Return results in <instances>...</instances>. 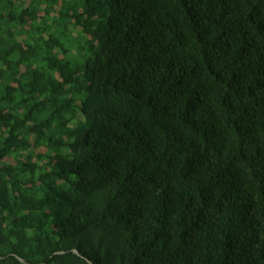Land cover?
<instances>
[{"label": "trees", "instance_id": "16d2710c", "mask_svg": "<svg viewBox=\"0 0 264 264\" xmlns=\"http://www.w3.org/2000/svg\"><path fill=\"white\" fill-rule=\"evenodd\" d=\"M0 256L264 264V0H0Z\"/></svg>", "mask_w": 264, "mask_h": 264}, {"label": "water", "instance_id": "95a60500", "mask_svg": "<svg viewBox=\"0 0 264 264\" xmlns=\"http://www.w3.org/2000/svg\"><path fill=\"white\" fill-rule=\"evenodd\" d=\"M73 252H75V253H77V254H80V252L77 250V249H73ZM61 253H63V252H61ZM22 262H24V263H26V264H28V262L24 259V258H22V257H20V256H17ZM1 258H3L2 256H0V259ZM87 261H88V263L89 264H94L91 260H89V259H87Z\"/></svg>", "mask_w": 264, "mask_h": 264}]
</instances>
